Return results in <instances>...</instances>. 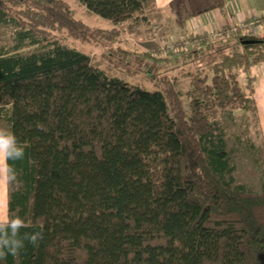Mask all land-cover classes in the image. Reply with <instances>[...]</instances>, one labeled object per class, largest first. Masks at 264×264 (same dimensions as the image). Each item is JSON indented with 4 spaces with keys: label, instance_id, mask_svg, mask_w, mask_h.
Masks as SVG:
<instances>
[{
    "label": "trees",
    "instance_id": "obj_1",
    "mask_svg": "<svg viewBox=\"0 0 264 264\" xmlns=\"http://www.w3.org/2000/svg\"><path fill=\"white\" fill-rule=\"evenodd\" d=\"M80 1L113 28H89L67 0H0V119L25 147L9 212L44 233L0 264H264V136L253 191L234 185L217 120L243 110L260 124L252 70L264 32L226 26L137 52L123 36L143 20L155 37L145 0ZM177 4L191 9L177 16L183 27L226 5ZM64 32L121 57L128 73L138 66L153 89L109 75ZM173 65L194 70L185 93L161 75Z\"/></svg>",
    "mask_w": 264,
    "mask_h": 264
},
{
    "label": "rangeland",
    "instance_id": "obj_2",
    "mask_svg": "<svg viewBox=\"0 0 264 264\" xmlns=\"http://www.w3.org/2000/svg\"><path fill=\"white\" fill-rule=\"evenodd\" d=\"M67 1H69L75 9L76 17L84 21L89 28H113V23L111 21L101 18L89 11L80 0ZM244 2L245 0H229L230 5L234 4L233 6H236L235 11L240 9L237 8L238 5H242L243 7ZM249 6L251 7V2H249ZM190 10L189 6L181 7L179 4H177L174 9L168 6L163 10H156L149 4L144 7L140 14L145 16L149 23L153 25L155 37H149L143 20L129 22L125 25L123 36L125 47L137 52L155 50L157 48H162L163 44L167 42H176L178 38H183L184 34L194 32L192 23L183 27L180 21L181 17H177L179 13ZM232 10L234 12V8ZM248 13H250V11H248ZM203 16L200 19L194 20L195 26H202L203 22V24H205V22H211L212 15L209 17L206 15L205 18ZM235 17L238 18L239 16ZM223 24H229V20L226 17L223 18ZM255 29L258 31L260 30V28ZM58 38L67 40L66 43L71 47L90 56L93 62L99 68L104 69L109 75L120 77L130 84L142 85L149 90L153 89L149 77L144 75L141 71L140 74L136 73L137 70H140L138 66H136L134 73H128V67L124 65L125 61L122 60L121 57L115 58L112 52H107L106 48L103 49L102 47H96L92 44H83L69 36L67 32L59 34ZM7 39H10L9 34L7 35ZM30 51L31 49L22 50L20 52L28 53ZM161 73V75H176L178 77L177 87L182 92L185 93L191 88L190 82L194 75V70L190 66L181 69L173 65L172 67L165 68ZM252 75L254 83L257 86L256 99L260 109V124L256 123L254 117H252L250 113L243 110H233L222 113L218 116L217 120L224 134L223 141L229 154L230 168L233 169L232 178L234 179V185H244L247 189L259 191L262 186V177L260 168L256 164V154L253 149V144H259V142H261L259 130L262 131L264 136V63L254 67ZM240 81L244 84V75L241 76ZM0 128L9 130V125L5 120H2L0 121ZM228 180H230V178H228Z\"/></svg>",
    "mask_w": 264,
    "mask_h": 264
},
{
    "label": "clouds",
    "instance_id": "obj_3",
    "mask_svg": "<svg viewBox=\"0 0 264 264\" xmlns=\"http://www.w3.org/2000/svg\"><path fill=\"white\" fill-rule=\"evenodd\" d=\"M24 158L25 147L17 136L12 131L0 128V183H19L20 173L15 162ZM29 227L24 217L0 214V261H6L9 256H20L29 244L39 247L44 233L27 231Z\"/></svg>",
    "mask_w": 264,
    "mask_h": 264
},
{
    "label": "crops",
    "instance_id": "obj_4",
    "mask_svg": "<svg viewBox=\"0 0 264 264\" xmlns=\"http://www.w3.org/2000/svg\"><path fill=\"white\" fill-rule=\"evenodd\" d=\"M174 1L175 0H145V7L150 4V6L154 7L156 10H163L166 7L170 6ZM224 1L226 3L224 11L215 10L210 13L204 14L205 16L202 15L204 18L206 17V15L207 17L212 15L211 22L208 23L205 22V24H203L204 23L203 22L202 26L201 25L195 26L194 20L200 19L202 16L193 18L191 21H189L186 26H188L189 23H192L194 26V32L191 33L198 34L201 36H203L204 34H213L219 30L224 29L226 26H234L242 22L251 23L254 22L257 18L264 17V0H247V1L245 0L246 3L244 2L243 7L242 5L237 6V8H240L237 11H235L236 6H233L234 4L230 5L229 0H224ZM249 2H251V7L249 6ZM245 6L246 9L250 11V13H248V11L245 9ZM233 8H234V12L232 10ZM235 16H239V17L237 18ZM224 17H226L229 20V24H223ZM263 24L264 23L258 25L260 26V32H264ZM256 90L257 89H255V97L257 95ZM0 121L2 120L0 119ZM10 194H11V185H9L6 182L0 183V214L6 216L10 215L9 212Z\"/></svg>",
    "mask_w": 264,
    "mask_h": 264
},
{
    "label": "built area",
    "instance_id": "obj_5",
    "mask_svg": "<svg viewBox=\"0 0 264 264\" xmlns=\"http://www.w3.org/2000/svg\"><path fill=\"white\" fill-rule=\"evenodd\" d=\"M264 23V17L263 18H257L254 22L251 23H245L242 22L240 24L234 25V31H236L237 29H247V28H251L252 30H256L255 28L258 27V25ZM183 38H178L177 41H182ZM189 45V43H188ZM175 48V44L174 42H167L166 44H163L162 49L165 50H169V51H173Z\"/></svg>",
    "mask_w": 264,
    "mask_h": 264
}]
</instances>
